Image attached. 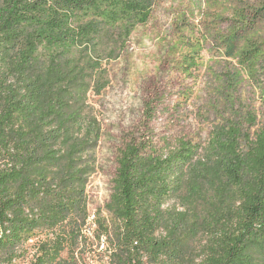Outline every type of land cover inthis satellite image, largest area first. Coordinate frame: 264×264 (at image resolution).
<instances>
[{"label": "trees", "instance_id": "obj_1", "mask_svg": "<svg viewBox=\"0 0 264 264\" xmlns=\"http://www.w3.org/2000/svg\"><path fill=\"white\" fill-rule=\"evenodd\" d=\"M158 2L0 0V264H19L36 238L28 264L95 258L81 245L103 136L89 97L109 87V64L150 22ZM259 19L241 21L254 30ZM242 38L249 44L240 61L254 68L264 48ZM144 106L151 121L156 106ZM259 123L250 110L227 112L204 143L160 145L129 134L105 204L112 225L96 218L98 239L108 240V264H264ZM173 198L189 210L169 205ZM198 237L204 243L193 255L188 241Z\"/></svg>", "mask_w": 264, "mask_h": 264}, {"label": "rangeland", "instance_id": "obj_2", "mask_svg": "<svg viewBox=\"0 0 264 264\" xmlns=\"http://www.w3.org/2000/svg\"><path fill=\"white\" fill-rule=\"evenodd\" d=\"M243 17L260 19L250 30ZM244 36L264 48V0H159L150 22L137 27L122 57L109 64V87L89 97L103 127L97 172L88 186L89 217L107 218L112 225L105 204L129 134L140 133L160 145L204 143L218 118L246 110L264 124V61L254 68L240 61L239 52L249 44ZM145 102L156 106L151 121L144 117ZM169 205L189 210L181 199ZM98 226L81 245L95 256L89 264H108L110 253L97 247ZM201 242L202 237L188 241L193 255ZM38 243L39 238L29 241L19 264L29 263Z\"/></svg>", "mask_w": 264, "mask_h": 264}, {"label": "built area", "instance_id": "obj_3", "mask_svg": "<svg viewBox=\"0 0 264 264\" xmlns=\"http://www.w3.org/2000/svg\"><path fill=\"white\" fill-rule=\"evenodd\" d=\"M95 218H96L95 215H91V217L89 218V220L87 222V225L85 226V228L83 230V233L87 237L88 236H92V233L94 231L92 226H95V224H96ZM107 245H109L108 244V240H107V238H105L103 243H98L97 244V247L99 248L100 252L107 253L108 252V247H109Z\"/></svg>", "mask_w": 264, "mask_h": 264}, {"label": "bare ground", "instance_id": "obj_4", "mask_svg": "<svg viewBox=\"0 0 264 264\" xmlns=\"http://www.w3.org/2000/svg\"><path fill=\"white\" fill-rule=\"evenodd\" d=\"M106 237H102L100 240H99V243H103L104 240H105Z\"/></svg>", "mask_w": 264, "mask_h": 264}]
</instances>
